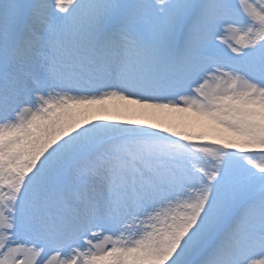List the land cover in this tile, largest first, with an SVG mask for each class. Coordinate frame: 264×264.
<instances>
[{
    "label": "snow or ice",
    "instance_id": "obj_1",
    "mask_svg": "<svg viewBox=\"0 0 264 264\" xmlns=\"http://www.w3.org/2000/svg\"><path fill=\"white\" fill-rule=\"evenodd\" d=\"M0 264H264V0H0Z\"/></svg>",
    "mask_w": 264,
    "mask_h": 264
},
{
    "label": "rangeland",
    "instance_id": "obj_2",
    "mask_svg": "<svg viewBox=\"0 0 264 264\" xmlns=\"http://www.w3.org/2000/svg\"><path fill=\"white\" fill-rule=\"evenodd\" d=\"M197 143H208L209 142V139L208 138H206L205 140H203V141H196Z\"/></svg>",
    "mask_w": 264,
    "mask_h": 264
}]
</instances>
